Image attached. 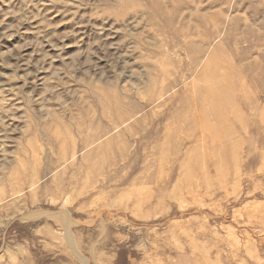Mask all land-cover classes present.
I'll list each match as a JSON object with an SVG mask.
<instances>
[{"label":"rangeland","instance_id":"1","mask_svg":"<svg viewBox=\"0 0 264 264\" xmlns=\"http://www.w3.org/2000/svg\"><path fill=\"white\" fill-rule=\"evenodd\" d=\"M0 264H264V0H0Z\"/></svg>","mask_w":264,"mask_h":264}]
</instances>
